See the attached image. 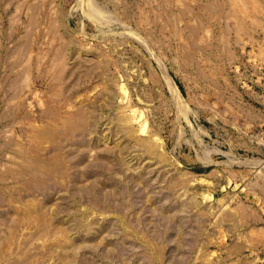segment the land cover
Instances as JSON below:
<instances>
[{"label":"rangeland","instance_id":"rangeland-1","mask_svg":"<svg viewBox=\"0 0 264 264\" xmlns=\"http://www.w3.org/2000/svg\"><path fill=\"white\" fill-rule=\"evenodd\" d=\"M0 264H264V0H0Z\"/></svg>","mask_w":264,"mask_h":264}]
</instances>
